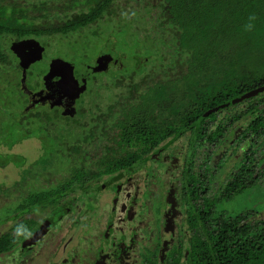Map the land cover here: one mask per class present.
<instances>
[{
  "label": "trees",
  "instance_id": "obj_1",
  "mask_svg": "<svg viewBox=\"0 0 264 264\" xmlns=\"http://www.w3.org/2000/svg\"><path fill=\"white\" fill-rule=\"evenodd\" d=\"M133 1L0 0V95L18 92V112L29 106L30 95L44 89L49 69L36 76L43 77L42 82L28 85V76L34 73L21 62L22 56H15L19 63L12 58L11 42L44 44L50 38H68L100 23L121 26L118 32L123 35L144 23L149 27L139 31L145 35L135 44V56L142 64L135 58L134 63H140L118 71L132 70L127 77L116 79L113 87L119 93L107 96L110 103L102 114H93L86 122L79 117L93 81L111 73L101 71L104 61L111 60L107 57L96 62L98 70L91 66L82 75L86 84L82 91L70 92L79 115L71 131L52 134V125L70 120L60 110L15 115L21 128L11 139L18 141L21 133L28 139L39 134L45 146L26 175L36 181L48 173L61 175L62 182L61 189L53 191L55 195H25L17 214L5 222L15 221L13 232L23 237L31 223L27 212L56 201L61 192H88L102 184L108 188L118 176L134 175L140 186L152 167L167 168L163 155L189 136L183 172L180 178L174 174L178 183L173 186L170 203L167 201L174 208L179 244L162 255V264H264V214L246 211L229 217L221 211L225 202L260 186L264 178L260 158L256 159L257 177L251 171L253 156L264 151V105L259 108L264 101L255 97L210 113L264 87V0H140L137 6ZM73 74V79H80V70ZM5 102V108H15L9 97ZM240 105L246 108L239 110ZM1 112L0 106V116ZM239 125L243 130L240 141L246 143L248 152L242 151L238 171L213 189L216 172L212 165H221L214 161L216 155L228 152L229 131ZM48 143L52 147H46ZM195 146L199 151L208 148V169L202 174L192 173L191 162L198 153ZM7 163L5 160L0 166L5 168ZM24 163L21 158L12 162L19 168ZM61 166L62 173L53 169ZM22 184L25 179L16 183L17 187ZM11 238V233L0 237L1 255L10 252Z\"/></svg>",
  "mask_w": 264,
  "mask_h": 264
},
{
  "label": "rangeland",
  "instance_id": "obj_2",
  "mask_svg": "<svg viewBox=\"0 0 264 264\" xmlns=\"http://www.w3.org/2000/svg\"><path fill=\"white\" fill-rule=\"evenodd\" d=\"M36 1L38 2L39 0ZM139 2L140 0H135L133 1L132 5L137 6ZM120 27L115 25H111V27H108L103 23H100L97 26L91 27L90 29L82 33L71 35L68 38L59 36L46 40L44 44L43 42L39 43V45L30 43L29 45L31 46V48L24 46V43L19 44L16 42H11V45H9L13 48L11 50V56L13 59H15V61H17L18 59L15 56L28 58V61L24 64V66L28 69L29 72L34 73V77L31 75L28 76V85L30 86L31 83L35 84L36 81L42 82L43 77L40 78V80L38 79V75H40V72L42 73L44 71L47 73L51 64L54 65L57 74L60 73L65 76H75L73 74V71L80 70L81 77L79 80L75 77L78 86H76V90L72 91V94H76L78 91H82V89L86 86V84L83 85L82 83L84 80L82 75L87 73L88 67L92 66L98 70L96 63L97 61L104 59L105 57L111 58V60H109V62L107 63V67L101 68V71L105 69L107 70V73H111L108 75V77L98 78L96 81H93L94 84L91 85L90 88L91 93L83 100V113L78 116L82 118V122H86V120H89L90 118H92V116H94L93 114H102V111L110 103L107 96H114V94L119 93L113 87L116 79L121 78L122 75L124 77H127L126 75L132 72V70H127L128 73L124 72V74H122L118 71H122L124 67H129L132 69L137 65V63L140 62L142 64V60L140 59V57L135 56V44H137L136 40L142 39V36L145 35L139 31L142 28H149L148 23L142 24L140 28L137 29V31L127 30V33H125V35L118 32L122 30ZM97 33L99 34V36H95V34ZM127 43L130 45L127 46ZM13 51L16 53H14ZM28 55H30V57ZM135 58L136 60H140V62L134 63ZM19 62L20 61H17V63ZM71 69L73 70L71 71ZM57 77L58 76H54L53 80L58 79ZM124 80V83L126 84L128 82L127 78H125ZM6 95H4L3 93H1L0 95V106L2 110L0 116V163H5V160L6 162H8L7 167L2 168L0 166V237L4 234L11 233L12 238L10 241L12 247L9 253L5 255L0 254V264H27L26 257L31 259L29 264H49V260L51 258L55 256L57 257L59 250L57 253L49 254L47 253V251L41 252V249H36L34 253H29L28 255L23 254L22 252H15L13 255L12 252H14L17 248L22 250L26 235L19 238L15 237L16 233L13 232L12 229L15 225V221L12 220L11 222L6 223L5 220L13 218L17 214L19 204L21 203V201H25L23 200L26 197L25 195L33 196L61 189V175L58 178L56 175L54 176L53 174L48 173L46 174V177H41L40 179H38V181L29 177V175H26L25 171L30 167L31 164L36 162V160L41 157V153L43 152V149H45V146H43V144L39 140V134L37 135L38 138L31 136V138L29 137L28 139L24 138L23 133H21L17 137L18 141H15V139H11L12 134L17 133V131H19L21 128L17 126L16 121L18 119L15 116L19 112L22 116L24 114H30L34 112H48L51 114L54 109L49 108L45 104H33L32 106H29V110H26V108H24V110L18 112V92L12 91L7 93ZM103 96H106V98H103ZM8 97L11 102L15 104L16 109H12V106H10L9 108H5V101ZM238 109L243 110L244 106L240 105ZM74 128L75 125L73 124L68 125L64 122H58L55 125H52L50 130H53L51 131L52 134H64L65 132L71 131ZM235 132H240V130L236 129L235 131H233V133ZM188 137L184 138L181 142L178 143V145H175L172 149H170L163 155V158L161 159H164L163 165L167 168L160 169L156 168V166L152 167L151 171L149 172L148 179L145 181V183H140L141 185L139 189L141 192L138 194V198H140V200L138 199V202L142 203V208H140V211L136 213L137 221L132 222L133 233L128 236L131 241H127V233L123 235L117 234L119 236H117V242L114 241L116 242L114 244L116 245V256H120V248L118 251V247H120L122 244H126L127 247H130V245L134 243V248H131L130 250H135V253L133 254L134 259L137 258L142 248L150 244L153 231H161L166 221V200L169 191L171 190V186L173 184L178 183V179L174 176V174H176V176L180 178V174L184 169V160L188 156L189 148L187 145L190 141V138ZM46 147H52L51 143L46 144ZM230 156H232V153L222 151L216 155L215 160L216 162L219 161L221 165H223L224 163L226 164L227 173H229L231 165L233 164L230 163V165L228 163V161L230 160ZM260 157L264 159V154L261 153ZM15 158H21V160L24 159L25 163L22 168H19L12 164ZM236 158H240L239 151ZM236 158L233 159L236 160ZM221 165L213 164L212 167L214 169H218ZM53 169H55V171H57L58 173H62L64 171L63 166L58 167L57 169ZM177 169L179 170V172L176 173L175 170ZM226 177L227 175L224 174V168H222L220 173L217 174V180L220 181H217V183L221 184L222 180H225ZM23 179L26 180V184L18 185L17 187L16 183L22 182ZM138 181L139 179L136 177L129 183L125 184L122 192L119 194L120 198L117 201L116 211L121 216L124 214L122 212L124 206L125 208L127 207L128 211L136 209L135 205L132 203V201L129 202L127 197L129 196V194H131L132 197L135 196L134 193H137L138 191ZM106 201L108 200H105V202H103L99 207V210H97V217H95V219L98 220V223L95 224L96 227H91L93 229L97 228V249L93 251H96L98 254L100 253V251H102V242L106 240V238L107 241H109L113 238L114 234H116V230H124V232L126 230V226L123 223L117 221L115 222V213L112 212L111 204H107V206L102 207L103 204L108 203ZM177 207L178 203L176 204V208ZM221 209V211L225 212L229 217L236 216L246 211H253V214H264V181L257 188L255 187L243 192L231 202H225ZM178 212H180V209H178ZM89 213H92V211ZM32 214L35 223L41 221L44 216H46L44 208H42L41 210H34ZM181 214H183L182 210ZM179 219L181 222L182 217H180ZM112 222H114V224ZM61 225L62 228L59 229L60 231H57V233H62L65 231L64 224ZM164 227L169 229V225L167 223L164 225ZM111 228L114 230L109 231L111 230ZM85 231V233L83 232V236L85 235V237L82 238V241H87L89 243L91 241L94 242L92 239L95 237V234H93L94 232H90V226H88L87 230ZM84 249H86V247L83 243L80 249H77L75 246L74 248H71L69 252V260L71 262L70 264L87 263L85 258L87 256V252H84ZM117 263L118 261L116 259L115 264Z\"/></svg>",
  "mask_w": 264,
  "mask_h": 264
},
{
  "label": "flooded vegetation",
  "instance_id": "obj_3",
  "mask_svg": "<svg viewBox=\"0 0 264 264\" xmlns=\"http://www.w3.org/2000/svg\"><path fill=\"white\" fill-rule=\"evenodd\" d=\"M24 46L31 48V46L28 44H24ZM28 56L30 57V55ZM22 58L23 59L21 60V62L26 63L28 61L27 57L26 58L22 57ZM107 61L108 60L104 61V63L106 64L104 67H107V63H108ZM54 69H55L54 65L51 64L49 71L47 73V76L44 78V80L46 81L44 85V89L37 92V95L35 96L30 95L31 97H30L29 106H32L33 104H45L49 108L54 109L53 112H55V110H60L61 113L65 115V117L67 115L70 116V120L68 122L66 120H60L59 122L60 123L64 122L65 124L68 123L71 125L76 120V117L78 116V112L76 111V108H77L76 101L74 100L73 96H71L70 92L76 90L77 88L76 86L78 85L75 79H73L72 75L67 78L63 74H60V73L57 74V71H55ZM54 76H61V77L58 79H54L55 80L54 81L53 80ZM262 94L264 93L259 94L258 96H256V98H260V100L263 102L264 97H261ZM263 105L264 104L260 105L259 108H262ZM29 106L26 107V110L30 109ZM245 108L246 106L244 105V109ZM236 129L240 130V132L233 133L231 132L232 129L229 131V138H231L233 142L231 140V142L228 144L227 147L229 148L228 152L232 154L234 153V150L239 148L238 151L240 154V158H236L238 154V151H237V154L234 157L236 158V160L230 159L228 161L229 164L233 163L232 165L230 164L231 169L229 173L226 172L225 163L219 166L218 169H215L216 180L212 186L213 189L217 185H220L219 183H217L218 181L217 174L220 173L221 169L224 168V174L227 175L226 179L222 180V183H221L222 185L226 180H229L230 177L228 178V176L230 174L232 175L238 171L236 170V166L240 164L241 162L242 151L244 153L248 152V148H245L246 143H242V141H240L242 138V132H243L242 128L239 125L238 127L235 128V130ZM223 140L226 141V138H223ZM189 144H190V141L188 142V146ZM193 150H197L198 153L195 154V157L192 159V162H191V165H193L192 173L200 172L202 174L204 169H208L207 168L208 167L207 164L209 162L208 148L204 146L203 150L199 151L198 147L195 146ZM261 153L264 154V151H262ZM249 156H252V153L249 154ZM257 156L254 155L252 158L253 160H255V164L252 166L251 171L255 177H257L256 159L258 158L261 159L260 167H262V169L264 168V159L261 158L260 156L259 157ZM204 164L206 166H204ZM134 177H135L134 175L133 176H118L117 178H115L118 180L110 184L108 188H106L105 185L102 184L99 188L91 189L88 192H83L82 190H77L76 192H72L69 194H65L66 193L65 191L61 192L62 195L56 201L49 202L48 204L41 207V209L42 208L45 209L46 216H44V218L37 223H35V220L33 219L32 212L34 210L27 212V215L29 217V220H31V223L27 227L25 242L23 243L22 250L17 248L14 252H12V254L14 255L15 252H22L23 254L28 255L29 253L30 254L34 253L36 249H39V250L41 249V252L47 251V253L49 254L50 253L54 254V253H57L59 250L57 257L55 256L51 258L49 260V264H70L71 262L69 260V252L71 248H74L75 246L77 249H80L83 243L84 246L86 247V249H84V252H87V256L85 257L87 263L85 264H115L116 259L118 261L117 264H150L151 262L153 264H162L161 262L163 258L162 255H165V254H168L174 251V249L179 244L178 242L179 229H177V227H175L173 223V217H174L173 209L174 208H171L170 204L167 203L168 200H169L168 202L170 203L171 192L175 184L171 186V190L169 191V194L166 200L167 211L165 212L166 221L164 225L167 223L169 225V229L165 228L163 225L160 232L157 230L153 231L150 244L143 247L140 254L135 259L133 255L135 253V250L133 251L130 250L131 248H134L133 247L134 243L131 244L130 247H127L126 244H122L120 247H118V251L120 248V256L118 257L115 254L116 245L114 244L117 242L116 240L119 237L118 235H121V234L123 235L127 233L126 235L127 241L129 242L131 241V239H129L128 236L131 233H133L132 222L137 221L136 213L140 211V208H142V203L138 202L140 200V198H138L139 197L138 194L141 192L139 189L140 186H138L137 193H134L136 197H132L131 194H129L128 197L126 196L129 202L132 201V203L135 205L136 207L135 212L133 213L132 210L128 211L127 207L125 208V206L123 207V210H122V212L124 213L122 216L116 211L117 201L120 198L119 194L122 192L124 185L132 181ZM263 181H264V178L262 180V183ZM143 183H145V181H143ZM50 193L54 194V192H50ZM56 193H59V192H56ZM175 197L177 198L178 195L175 194ZM105 200H108L106 201L108 203L103 204L102 207L107 206V204L108 205L111 204L112 212L115 213L114 214L115 222L117 221V222L123 223L126 226V230L125 232L124 230L123 231L116 230L115 231L116 234H114L112 239L110 240L108 239L109 241H107V238H106V240L102 242L103 249L98 254L96 251L95 252L93 251L97 249V243H98V236L96 235L98 233L96 232L97 228L93 229L91 227H96L95 224L98 223V220L95 219V217H97V210H99V207L102 205L103 202H105ZM179 208L180 207L178 204V207L176 209L178 210ZM171 209L173 211H171ZM35 210H38V208ZM91 211L92 213H89ZM112 223L114 224V222ZM61 224H64L65 231L62 233H57V231H60L59 229L62 228ZM88 226H90V232H94L93 234H95V237L92 239L94 242L91 241L90 243L87 241H82L83 240L82 238L85 237V235L83 236V232L84 233L86 232L85 230H87ZM113 230L114 229L111 228V230L109 231H113ZM41 234H44V236L40 240L37 241V238ZM15 237H18V236L15 235ZM26 259H27V264H29L31 259L28 257H26ZM17 264H20V263H17Z\"/></svg>",
  "mask_w": 264,
  "mask_h": 264
},
{
  "label": "water",
  "instance_id": "obj_4",
  "mask_svg": "<svg viewBox=\"0 0 264 264\" xmlns=\"http://www.w3.org/2000/svg\"><path fill=\"white\" fill-rule=\"evenodd\" d=\"M261 93H264V87H263V88H259V89L255 90V91L249 92V93H247L246 95H244V96H242L241 98H239V99L233 101V102L230 103V104L223 105V106H221L220 108H217V109H215V110H212L210 113L217 112V111H219L220 109H225L226 107H229V106H231V105L239 104V103H241V102H243V101H245V100H249V99H251V98H253V97L258 96V95L261 94ZM116 180H118V179H115V180L111 181V182L109 183V185L112 184V183H113L114 181H116ZM43 236H44V234H41V235L37 238V241L40 240Z\"/></svg>",
  "mask_w": 264,
  "mask_h": 264
}]
</instances>
